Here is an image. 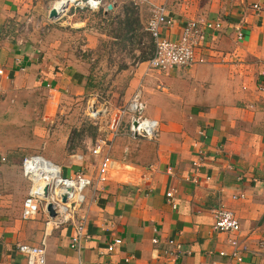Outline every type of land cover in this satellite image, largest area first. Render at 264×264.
<instances>
[{"label":"crops","instance_id":"0c3cea01","mask_svg":"<svg viewBox=\"0 0 264 264\" xmlns=\"http://www.w3.org/2000/svg\"><path fill=\"white\" fill-rule=\"evenodd\" d=\"M39 1L0 0V103L15 101L17 107L18 100L26 98L33 107L30 110H41L37 111L41 119H50L59 102L83 95L89 78L85 60L70 52L40 56L22 38L12 41V20ZM151 1L164 3L175 18L172 26L160 28V34L168 38H176L187 19L220 23L215 33L207 35L206 62L161 72L148 68L146 56H140L133 66L122 69L125 98L139 89L144 114L159 123L157 139L133 148L135 141L128 137L126 123L119 127L108 153L120 172L111 181L86 189L81 211L86 215L88 238L81 240L78 251L69 246L71 225H46L41 211L32 219H21L22 197L11 216L2 208L8 207L2 200L0 264H25L16 245L41 241L46 264H157L150 241L153 235L159 237V246L166 238L180 244L172 264H264V91L256 89L264 83V0ZM129 8L107 0L97 14L107 24L125 17L127 41L138 42L130 36L132 26L127 18L137 9V15L130 17L135 18V29L143 30L146 10L141 5ZM86 20L72 27L85 35L83 48L91 51L98 35L104 36V28L100 33L84 27ZM236 28L244 35L239 41ZM98 139L93 143L84 137V151L73 147L58 158L30 152L11 160V170L0 165V194L10 201L11 180L17 185L21 160L31 154L59 164L65 176L77 171L94 176L101 153L93 154L90 149L100 144ZM5 154L0 152V160L8 163ZM170 189L175 208L165 198ZM240 194L241 198H232ZM219 206L237 218L236 233L212 229L211 212ZM233 236L240 245L239 261L228 255V239ZM115 238L120 243L106 252V244ZM221 250L223 255L218 253Z\"/></svg>","mask_w":264,"mask_h":264},{"label":"rangeland","instance_id":"374dc122","mask_svg":"<svg viewBox=\"0 0 264 264\" xmlns=\"http://www.w3.org/2000/svg\"><path fill=\"white\" fill-rule=\"evenodd\" d=\"M56 1L58 0H40L35 8H31L23 14H18V18L11 22L13 28L11 30L12 41H14V38H22L28 44L34 45L38 50L37 54L40 56L52 55L53 51H62L70 52L72 55L84 59L87 63L89 80L83 95L79 96L78 99L59 102L54 115L50 119H41L39 114L41 110H30L33 107L27 105L26 98L19 99L17 107L14 104L15 101L7 102L8 105L0 103V152L4 151L5 156L10 160L8 163L0 160V165H6L9 170L12 169L10 167L11 160L16 161L22 154L39 152L58 158L63 156L67 149L70 150L73 147L84 151V146L81 143L84 137L90 138L93 143L96 142L95 139L99 138L98 154L106 153L109 155L112 137L118 134L119 127H122L125 123L128 137L135 141L133 148L142 147L144 144L141 142L147 141V139L140 136L132 137L129 134L127 114L122 113L121 110L126 106L132 93L136 90L139 91V89H135L128 98H125L126 75H123L125 72L121 70L133 66L140 56H146V61L152 56L153 41L150 33L146 30L147 20L150 16L149 6L138 0H117L119 1V8L122 4L127 6L128 9H131L130 6L133 9V6L141 5L146 10L147 16L143 30L141 27L140 30L135 29L136 24L133 21L135 18L130 17L137 15V9H133L134 12L131 10L132 12L129 13V18H127V22L132 26L130 36L141 42L138 43L127 41L126 33L123 32L124 22L122 23L125 17H118L116 20L108 22L109 24L99 18L97 11L101 8L104 9L107 0H103L102 7L96 9L85 6L84 0H71L62 7L63 10L56 16L49 17V10ZM253 6L256 7V5ZM166 12L175 22V18L168 12L167 8ZM116 14L115 11L113 15ZM84 18L87 19L83 25L84 27L97 29L100 33L104 28V36L98 35L96 47L91 51L83 48L86 41L85 35L77 32L78 30H74L75 27H72L79 25L77 22ZM90 35L93 38L96 37L94 32ZM113 35L116 36V40L111 39ZM143 53L145 54L142 55ZM124 60L130 63L126 64ZM175 67L173 66L170 69ZM148 68L150 67L148 66ZM158 71L166 72L168 70L159 69ZM41 97L44 99L46 95L42 94ZM1 99L2 97H0V102ZM40 108L38 107V109ZM94 110H97L96 115H92ZM13 165L17 166L14 163ZM19 169L22 174L21 164ZM21 174L17 176V185H14V179L11 180L14 188L7 190L10 194L8 197L9 202L5 201L2 194H0V204H3L2 200L5 204H8L7 208H2L5 209V212L8 211L11 216H14L17 211L18 197H22L23 200L27 193L26 183L28 181L23 174V176H20ZM89 176L91 177V175ZM85 200L80 208L85 204ZM2 208H0V215L5 213ZM39 211L44 214L41 207L38 208L37 213Z\"/></svg>","mask_w":264,"mask_h":264},{"label":"built area","instance_id":"2783aa9c","mask_svg":"<svg viewBox=\"0 0 264 264\" xmlns=\"http://www.w3.org/2000/svg\"><path fill=\"white\" fill-rule=\"evenodd\" d=\"M147 4L150 8V16L147 20L146 30L150 33L153 41V53L147 60L148 66L154 69L169 70L171 67H191L206 62L208 36L220 28L218 21L206 19H188L180 29L176 38H168L160 34L161 27H169L174 20L166 12L164 4H154L151 0H138ZM103 0H84V5L93 9L102 7ZM255 7V6H254ZM236 40L243 38L240 28L235 29ZM264 62V59H263ZM3 70L0 67V76ZM256 89L264 91V83L257 84ZM1 90V87H0ZM145 103L138 90L132 93L126 106L121 110L127 114L128 131L132 137L140 136L147 140H156L159 135V123L156 119L144 114ZM97 110L92 112L96 115ZM93 154L99 153V146L91 149ZM22 174L28 181L25 197L21 202L19 216L21 219H31L39 207L46 215V225L53 227L71 225L70 244L72 249L78 251L81 240L88 238L85 230L86 215L81 211L80 205L85 200V191L97 183L109 182L119 173L117 164L109 158L106 153L99 157L98 165L93 177L77 171L70 176L61 172V166L39 154L25 156L21 160ZM130 180L126 177L125 180ZM173 190L165 192L166 201L175 208ZM241 198L242 195L232 196ZM50 204L53 216H49L46 205ZM212 229L216 232L234 234L239 229V223L233 212L223 206L212 209ZM155 246L157 264H172L180 251V244L173 238H166L159 246V237L153 235L150 238ZM231 246L229 257L241 260L240 245L233 236L228 239ZM119 238L113 239L105 246L106 252H111ZM17 251L25 258V264H46L45 246L41 241L39 244L18 243ZM223 255L221 250L218 252Z\"/></svg>","mask_w":264,"mask_h":264},{"label":"bare ground","instance_id":"6f19581e","mask_svg":"<svg viewBox=\"0 0 264 264\" xmlns=\"http://www.w3.org/2000/svg\"><path fill=\"white\" fill-rule=\"evenodd\" d=\"M71 0H58L55 3H53V7L52 10H54L56 12V15L63 10V6L68 3ZM93 110V109H92Z\"/></svg>","mask_w":264,"mask_h":264},{"label":"water","instance_id":"95a60500","mask_svg":"<svg viewBox=\"0 0 264 264\" xmlns=\"http://www.w3.org/2000/svg\"><path fill=\"white\" fill-rule=\"evenodd\" d=\"M107 7H109V5L107 6ZM54 16H56V12L54 11V10H52V8L49 10V17H54ZM46 211H47V214L49 215V216H53V210H52V208H51V206H50V204H47L46 205Z\"/></svg>","mask_w":264,"mask_h":264}]
</instances>
